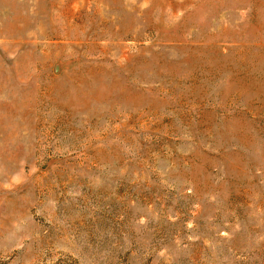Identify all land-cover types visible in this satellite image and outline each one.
<instances>
[{
  "label": "rangeland",
  "instance_id": "rangeland-1",
  "mask_svg": "<svg viewBox=\"0 0 264 264\" xmlns=\"http://www.w3.org/2000/svg\"><path fill=\"white\" fill-rule=\"evenodd\" d=\"M0 264H264V0H0Z\"/></svg>",
  "mask_w": 264,
  "mask_h": 264
}]
</instances>
